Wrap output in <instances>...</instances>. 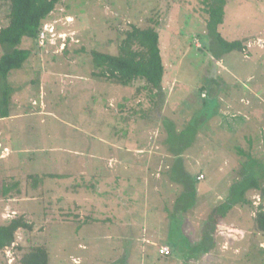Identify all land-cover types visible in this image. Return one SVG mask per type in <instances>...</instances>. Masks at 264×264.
Segmentation results:
<instances>
[{
  "label": "rangeland",
  "instance_id": "374dc122",
  "mask_svg": "<svg viewBox=\"0 0 264 264\" xmlns=\"http://www.w3.org/2000/svg\"><path fill=\"white\" fill-rule=\"evenodd\" d=\"M226 1L219 31L245 49L219 61L207 48L203 0H63L43 24L52 31L44 43L23 39L30 57L7 80L18 119L0 121L14 130L0 141L8 148L0 225L21 218L31 229L16 232L0 264H20L38 246L49 264H264L255 222L263 191L249 190L251 204L215 228L206 223L250 159L264 173V0ZM8 12L0 8V29ZM132 26L160 35L159 93L143 81L121 87L95 76L92 52L116 55ZM200 117L183 154L200 178L197 202L180 215L164 119L180 131Z\"/></svg>",
  "mask_w": 264,
  "mask_h": 264
},
{
  "label": "trees",
  "instance_id": "16d2710c",
  "mask_svg": "<svg viewBox=\"0 0 264 264\" xmlns=\"http://www.w3.org/2000/svg\"><path fill=\"white\" fill-rule=\"evenodd\" d=\"M63 0H0V8H8V25L0 29V119L9 117V100L13 89L7 84L12 71L21 70L30 57V50L20 48L23 39H38L44 22L49 18L56 6ZM205 12L208 14L206 24L209 39L208 50L217 61L234 51L243 52V41L226 40L219 31L223 23L226 0H203ZM160 35L157 29H140L132 26L121 38L116 55L92 52L95 75L112 84L130 87L136 81H143L149 92L162 91L165 75V65L160 48ZM206 113V112H205ZM207 114V113H206ZM213 116V115H212ZM167 131V146L175 157L168 176L172 183L178 185L181 191L174 205V210L185 214L197 202L198 179L184 169L183 154L192 147L198 130L202 125V117L189 121L182 130L164 119ZM242 153V152H240ZM256 160H249L250 165L243 166L242 178L229 189L225 201L216 206L207 219V228H215L220 218H224L236 206L251 204L246 198L249 190L263 191L259 179L264 180V173L253 170L259 165ZM262 168V167H261ZM261 170V169H260ZM179 215V214H178ZM178 215L173 214V217ZM181 217V216H180ZM257 229L264 232V210L260 206L255 215ZM20 229L30 230L31 225L23 219H12L6 225H0V253L11 247L15 242L16 232ZM20 264H49V254L42 246L30 248L21 258Z\"/></svg>",
  "mask_w": 264,
  "mask_h": 264
},
{
  "label": "crops",
  "instance_id": "0c3cea01",
  "mask_svg": "<svg viewBox=\"0 0 264 264\" xmlns=\"http://www.w3.org/2000/svg\"><path fill=\"white\" fill-rule=\"evenodd\" d=\"M10 102H9V117L8 118H2L0 121L1 122H6V121H12L13 119H18V116H17V114H15L14 112H15V108H16V106H15V103H17L16 101L15 102H13L12 100H11V97H10V100H9ZM13 105V106H12ZM9 124H11V122L9 123ZM12 132H14V130L12 129V127L11 126H1L0 127V141L1 142H6V140H9V142H10V139H11V134H12ZM0 142V149L1 148H3L4 149V151L5 152H2V153H0V174L2 173V171H3V166L2 165H4L5 164V161H2L4 158H5V156H6V152H8V148H7V146H5V145H2V143ZM6 144H7V142H6ZM194 144V143H193ZM190 149V148H189ZM171 153V152H170ZM172 154V153H171ZM175 158V157H174ZM175 161V160H174ZM173 161V162H174ZM9 168H12L13 167V165H12V161H9ZM173 164V163H172ZM172 164H171V166H172ZM171 166H170V168H171ZM5 168H8L7 166L5 167ZM169 168V169H170ZM184 169L186 170V168H185V164H184ZM189 173V172H188ZM169 193H171V190H169ZM160 196V194L157 192V193H155V196ZM178 195L179 194H177V196H176V198L172 201V203H173V205H172V212L174 213V205H175V203H176V200H177V197H178ZM6 205V204H5ZM0 206H1V201H0ZM167 210V209H166ZM168 213V212H167ZM172 213V214H173ZM5 218V215L3 214V209L0 207V221H3L4 222V220H6V219H4ZM160 224H162V223H158L157 224V228L158 227H160ZM171 223H168V225H170ZM154 231H156V230H154ZM168 243H170L169 241H168Z\"/></svg>",
  "mask_w": 264,
  "mask_h": 264
},
{
  "label": "built area",
  "instance_id": "2783aa9c",
  "mask_svg": "<svg viewBox=\"0 0 264 264\" xmlns=\"http://www.w3.org/2000/svg\"><path fill=\"white\" fill-rule=\"evenodd\" d=\"M52 32L50 29L48 30L47 24H45L43 26L42 31L40 32L39 36H38V40L40 41V43H44V41L47 39L48 34L50 35V33ZM53 34V33H52ZM200 179V178H198ZM170 253L168 248H162L160 250V254L161 255H168Z\"/></svg>",
  "mask_w": 264,
  "mask_h": 264
}]
</instances>
